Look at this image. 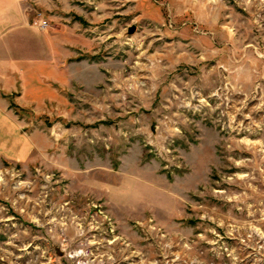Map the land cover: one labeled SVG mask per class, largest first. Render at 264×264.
I'll list each match as a JSON object with an SVG mask.
<instances>
[{"label": "rangeland", "instance_id": "rangeland-1", "mask_svg": "<svg viewBox=\"0 0 264 264\" xmlns=\"http://www.w3.org/2000/svg\"><path fill=\"white\" fill-rule=\"evenodd\" d=\"M16 3L0 264H264V0Z\"/></svg>", "mask_w": 264, "mask_h": 264}, {"label": "crops", "instance_id": "crops-1", "mask_svg": "<svg viewBox=\"0 0 264 264\" xmlns=\"http://www.w3.org/2000/svg\"><path fill=\"white\" fill-rule=\"evenodd\" d=\"M19 14L16 0H0V157L16 160L29 156L33 146L15 113L10 110V98L6 95L28 90L35 78L40 82L39 67L33 65L30 54L33 41L29 42L26 35H6L10 28L18 25L30 28V19L18 17ZM18 40L22 44H18ZM17 50H23L20 56H17Z\"/></svg>", "mask_w": 264, "mask_h": 264}, {"label": "built area", "instance_id": "built-area-1", "mask_svg": "<svg viewBox=\"0 0 264 264\" xmlns=\"http://www.w3.org/2000/svg\"><path fill=\"white\" fill-rule=\"evenodd\" d=\"M35 25H37V26L45 29L48 26V21H46V20H39V21L36 22Z\"/></svg>", "mask_w": 264, "mask_h": 264}]
</instances>
